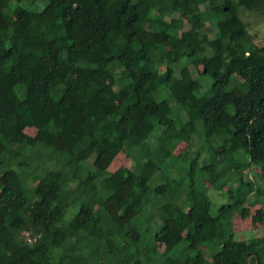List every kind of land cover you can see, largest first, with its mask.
<instances>
[{
  "label": "trees",
  "instance_id": "trees-1",
  "mask_svg": "<svg viewBox=\"0 0 264 264\" xmlns=\"http://www.w3.org/2000/svg\"><path fill=\"white\" fill-rule=\"evenodd\" d=\"M244 11L264 0H0V264H264L235 237L264 181ZM215 179L235 195L213 212Z\"/></svg>",
  "mask_w": 264,
  "mask_h": 264
},
{
  "label": "rangeland",
  "instance_id": "rangeland-1",
  "mask_svg": "<svg viewBox=\"0 0 264 264\" xmlns=\"http://www.w3.org/2000/svg\"><path fill=\"white\" fill-rule=\"evenodd\" d=\"M242 16L244 21L248 24L249 31L255 36L256 43L260 46L264 45V17L258 13H251L248 11H244ZM165 65H167L166 62H163L162 66ZM193 73L194 75L198 76V72L194 68ZM31 133L33 132L31 131ZM184 149H186L185 143L178 147V151ZM156 154L157 162L161 163L163 167L168 168L169 152L162 148L161 151L157 152ZM129 162L131 163L125 152L121 153L117 157V165L128 164ZM147 171L153 173L155 171V165L149 166ZM30 179V185H33V177ZM249 179L253 181L255 185V191L250 192L247 188H244L241 191L243 205L237 206L235 210V237L237 239H250L252 237L264 236V222H262L257 216V210L261 207H264V202L261 201L262 197L258 198V196H261L264 193V181L259 174L254 173L249 174ZM209 184L211 187L209 194L214 203L213 212H216L220 205L233 201L234 197H232V195L235 194L230 193L232 188L229 184H221V182L216 179L210 181ZM71 215V212H69L68 217ZM122 250L124 251V248H122ZM160 250L165 253L168 248H163L160 246ZM204 252L206 256L210 258V252L207 248H204ZM189 255L190 251H185L182 255V259L186 260ZM156 263L163 264V260L160 259ZM251 264H256V261L251 262Z\"/></svg>",
  "mask_w": 264,
  "mask_h": 264
}]
</instances>
